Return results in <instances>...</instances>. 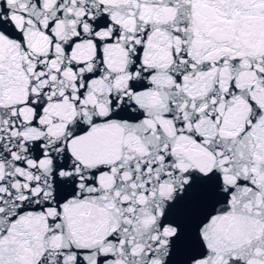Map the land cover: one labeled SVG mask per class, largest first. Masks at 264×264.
<instances>
[{"label": "snow or ice", "instance_id": "6c2138e0", "mask_svg": "<svg viewBox=\"0 0 264 264\" xmlns=\"http://www.w3.org/2000/svg\"><path fill=\"white\" fill-rule=\"evenodd\" d=\"M0 264H264V0H0Z\"/></svg>", "mask_w": 264, "mask_h": 264}]
</instances>
